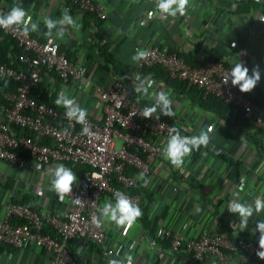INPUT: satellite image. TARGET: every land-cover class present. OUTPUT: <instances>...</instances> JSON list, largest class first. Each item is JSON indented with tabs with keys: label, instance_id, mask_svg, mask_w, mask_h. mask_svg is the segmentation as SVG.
<instances>
[{
	"label": "crops",
	"instance_id": "1",
	"mask_svg": "<svg viewBox=\"0 0 264 264\" xmlns=\"http://www.w3.org/2000/svg\"><path fill=\"white\" fill-rule=\"evenodd\" d=\"M100 1L106 5L108 18H100L99 32L93 20H85L84 11L76 8L70 10V14L81 27L79 30L68 29L64 39H57L71 58L87 68V79L81 85L63 87L55 75L45 76L38 84L37 92L54 104L58 93L66 90L81 107L88 110L91 117L102 118L96 86L107 85L112 73L119 77L122 73L103 57L99 45L107 44L121 71L130 70L131 73L138 66L132 62L131 56L135 54L136 41L141 39L165 49L181 50L186 58L191 59V62L187 61L196 65L205 58H228L236 47L248 49V68L251 70L258 64L262 70L261 81L250 94L264 109V22L258 19L264 12V0H198L193 2L194 7L189 4L186 15L178 14L176 18L169 17L167 20L159 19L158 15L145 19L146 14L154 12L155 0ZM17 2L32 17V21L39 24V32L33 34L42 39H46L43 35L46 31L44 18L58 19L64 9V0H4L8 11ZM140 72V75H148ZM151 75L156 81L154 87L162 84L172 90L175 115L165 118L178 123L182 135L198 134L201 128L211 125V141L207 148L202 147L197 154L193 151L191 156L186 157L181 169L174 168L160 156L154 163V171L145 175L150 181L148 186L143 187V181L138 180L137 186L132 188L142 193V218L127 234L114 224L105 222L107 245L115 253L120 252L122 257L135 242L132 249L134 264H190L189 261H193L191 254L173 253L167 241L152 245L149 237L154 236L162 226L196 234L206 225L214 231L227 227V235L231 238L251 236L258 240L259 234L253 236L251 228L257 219H264V213L253 216L245 231L241 232L239 228L233 230L230 225L238 223L239 218L228 212L227 203L233 198V193H238L241 201L249 202L256 196H264V134L255 127L251 134H247L238 124L228 122L210 102L204 104L200 100L199 89L182 85L176 80L166 81L155 73ZM135 95L138 97L137 93ZM236 111L234 109L233 115ZM60 163L70 168L77 178L80 176V166L72 162H50L25 169L19 185L14 187L16 168L0 159V219L10 200L64 214L69 209V202L66 198L60 202L56 193L50 190L48 175V169ZM129 172L138 176L134 169ZM242 183L243 191L240 190ZM109 200L114 202L113 196L105 193L101 206ZM197 206L201 208L199 213L196 212ZM70 247L78 264H105L106 247L93 240L75 238L70 240ZM236 257L243 264H259L243 253H237ZM0 264L53 263L47 251L35 244L24 248L2 244Z\"/></svg>",
	"mask_w": 264,
	"mask_h": 264
},
{
	"label": "built area",
	"instance_id": "2",
	"mask_svg": "<svg viewBox=\"0 0 264 264\" xmlns=\"http://www.w3.org/2000/svg\"><path fill=\"white\" fill-rule=\"evenodd\" d=\"M72 1L81 11L93 12L103 20L108 18L106 5L100 0ZM195 1L198 0H190V5L194 7ZM63 5L64 9L70 10L67 0ZM6 12L4 0H0V13ZM150 17L149 13L145 15V19ZM5 36L13 38L19 47L16 55L8 54L10 61L0 57V159L16 168L14 187L19 185L25 169L50 162L67 161L90 166V169L81 172L78 182L73 185L72 198L79 197L85 202L83 207L73 205L70 197H66L70 206L64 214L36 209L21 201H8L0 219V246L10 244L24 248L35 244L47 251L53 264H78L70 240L86 238L106 247L105 264L117 258L114 249L107 245L105 225L95 228L91 216L101 206L102 196L105 193L113 196L117 190L126 193L142 208V193L131 192L138 184L137 175L129 171L134 169L138 174H151L154 163L162 156L161 148L166 143L169 128L181 129L178 123L162 115L159 120L139 115L150 103L133 95L131 77L140 74L144 67L162 64L182 85L202 90L204 97L219 96L235 109L242 110L253 126L264 134V109L257 105L252 94L241 93L231 81L224 84L223 80V74L234 63L240 61L249 66L248 49L236 47L228 58H205L196 65L188 62L181 50L165 49L138 39L135 49L148 50L149 57L138 64L127 76L129 78L123 79L112 73L107 85L96 86L103 116L93 118L88 115L91 130L98 133L96 137H88L82 134V125L66 118L64 108L39 101L32 95V89L48 75H55L63 87L81 85L87 79V68L71 58L57 39L49 44L47 38L33 33L23 37L0 28V40ZM5 77L12 78L16 86L2 85ZM48 225L54 232L46 231ZM227 233V227L214 231L205 225L198 233L187 234L162 226L149 241L152 245L167 241L173 253L191 254L193 261H189L190 264H243L236 257L237 253L264 264V260L255 255L258 240L251 236L231 238Z\"/></svg>",
	"mask_w": 264,
	"mask_h": 264
},
{
	"label": "clouds",
	"instance_id": "3",
	"mask_svg": "<svg viewBox=\"0 0 264 264\" xmlns=\"http://www.w3.org/2000/svg\"><path fill=\"white\" fill-rule=\"evenodd\" d=\"M259 2V0H258ZM190 0H155V10L149 13L150 16L158 15L161 20H167L169 17L176 18L177 15H186ZM264 22V16L258 18ZM46 31L43 35L48 39V43L52 44L54 39H64L68 29L79 30L81 27L77 23V19L70 14V10L63 9L62 15L58 19L45 17L43 20ZM0 28L5 31L11 30L19 33L23 37H28L33 32H39V24L32 21V17L20 5L19 2L14 3L10 11L0 13ZM55 30V35H54ZM235 47V44L233 45ZM150 53L146 49L137 48L135 54L131 56L132 62L139 64L141 61L147 60ZM262 70L260 66L254 65L251 70L242 62H236L232 67L223 74L224 84L231 81L233 87H238L241 93L252 92L261 81ZM129 78V77H125ZM134 92L138 94L139 99H147L152 101L149 106H145L139 115L145 119L159 120L160 116L169 118L175 115L173 111L174 100L172 98V90L166 89L161 84L158 88L154 87L156 81L151 74L143 77L137 73L131 77ZM139 99L137 103H139ZM55 104L65 109V116L69 121H74L82 125V134L88 137H96L98 133L91 130L87 117L89 112L86 108L81 107L76 98L70 96L68 92L62 91L58 93ZM157 112L159 114L157 115ZM213 127L209 125L206 129L201 128L198 134L182 135L181 129L178 127H170L166 143L162 145L161 155L174 168L181 169L184 165L185 158L192 155L193 151H199L202 147L207 148L211 141V133ZM50 176V190L54 191L60 202H64L66 197L71 198L73 205L83 207V202L79 197L72 198L73 185L78 182L77 175L63 163L56 164L48 169ZM138 180L143 181V187H147L149 180L145 178V173L141 172L137 176ZM243 191V183L241 184ZM114 202L106 201L102 206L97 208L96 213L91 216V224L95 228H101L105 222L114 224L116 228L123 229L124 234L133 227L143 216V211L139 204L122 191L113 193ZM229 213L238 216L239 222L232 223L230 226L233 230L239 228L242 231L248 229L249 222L253 216H260L264 213V196H256L252 201H241L238 193H233V198L227 203ZM201 208L196 207L199 213ZM251 233L255 236L259 234L258 249L255 253L258 259L264 260V219H257ZM135 242L129 246V250L121 257L120 252L116 253V257L111 259L108 264H134L132 249Z\"/></svg>",
	"mask_w": 264,
	"mask_h": 264
},
{
	"label": "trees",
	"instance_id": "4",
	"mask_svg": "<svg viewBox=\"0 0 264 264\" xmlns=\"http://www.w3.org/2000/svg\"><path fill=\"white\" fill-rule=\"evenodd\" d=\"M68 4L70 6V10L79 9L78 4L72 0H67ZM85 20L91 19L94 22L95 28L98 30L101 27L102 20L96 16L95 13L84 11ZM98 39L101 40L102 37L97 33ZM99 45V44H98ZM99 50L102 52L103 57H105L109 62H111L114 66V68L121 74V78L125 79L130 74V70L127 72H122L121 68L119 67V63L112 57L111 53L109 52V46L107 44L99 45ZM19 52V47L16 43V41L11 38L10 36H5L3 41H0V57L6 58V60H9L8 54L13 53L16 55ZM70 56V55H69ZM188 61L191 62L190 58H187ZM213 59L219 60V57H215ZM19 63H16V66H18ZM144 73L152 74L155 73L156 75H160L163 77L166 81H178L177 79H174L170 76L167 69L162 64H156L153 67H144L142 70ZM2 85L6 87H15L16 83L12 78L5 77L2 79ZM179 82V81H178ZM37 86L32 89V95L37 98L39 101H45L51 104H54L52 101H50L49 98H47L45 95H42L40 92H37ZM39 93V94H37ZM250 94V93H248ZM134 96L135 93H133ZM200 100L205 104L206 102H210L216 108L220 114L230 123L238 124L243 132H246L247 134H251V130L254 128L253 124L248 120V118L245 117L244 112L242 110H237L236 114L233 115L234 107L230 104H228L224 99H222L219 96H216L214 94H210L207 97H204L203 91H199ZM55 105V104H54ZM163 116V115H162ZM165 117V116H164ZM131 149H135L134 147H130ZM201 150V149H200ZM199 150V151H200ZM198 151H195V154H197ZM80 166L81 172H84L87 169H90V166L87 165H78ZM131 192H135V190L131 189ZM223 223V222H220ZM46 231L54 232L53 229L50 228L48 225L46 227Z\"/></svg>",
	"mask_w": 264,
	"mask_h": 264
}]
</instances>
